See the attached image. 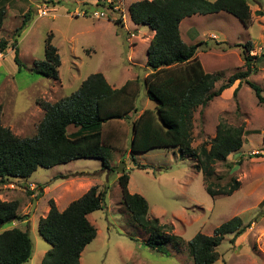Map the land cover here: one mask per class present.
<instances>
[{
  "label": "rangeland",
  "instance_id": "374dc122",
  "mask_svg": "<svg viewBox=\"0 0 264 264\" xmlns=\"http://www.w3.org/2000/svg\"><path fill=\"white\" fill-rule=\"evenodd\" d=\"M103 1L0 0V6L6 8L0 35L10 43L16 40L22 63L20 67L15 63L11 46L2 52L3 126L19 137L35 135L43 117L39 102L58 101L97 72L114 86L137 74L140 79L135 101L137 113L155 106L147 98L144 86L149 71L146 53L151 30L131 22L128 6L136 0H112L119 10L108 11L105 19L92 18L91 12L100 9ZM247 2L252 15L248 26L220 11L193 14L181 23L180 29L186 43L197 44V56L204 70L218 77L215 89L231 74L245 70L242 51L246 42H251L253 49L247 54L256 55L258 60L253 61L254 69L248 80L260 86L264 95V0ZM43 7L50 12L39 16L38 9ZM26 12L29 16L23 24ZM117 19H121V25L115 23ZM16 28L19 34L15 37ZM187 30L190 38L186 37ZM50 33L61 61L58 79L32 70L34 62L44 60V44ZM238 83L236 80L206 106L195 110L191 132L192 146L196 147L214 137L218 122L243 126L246 135L242 146L225 161H217L213 165L215 175L210 178L221 187L229 185L232 179L238 180L240 187L232 194L210 195L203 173L194 168L195 161L180 156L175 148L131 153L133 115L121 122L111 120L103 127L102 137L113 149L109 162L112 169L102 168L99 159L80 158L49 168L38 167L27 178L0 181V199L16 201L17 213L25 218L2 225L0 232L13 227L27 229L33 254L24 264H40L50 248L37 229L40 217L49 209L48 200L54 199L62 210L97 185L105 192L102 206L87 215L97 233L80 254V264H193L187 241L197 232L211 234L216 226L235 215L250 226L234 242H230L231 235H226L212 264H264V105L257 102L254 91L244 80L233 97ZM74 130L69 126L68 132ZM121 164L122 170L117 171ZM123 171L129 175V192L146 199L147 217L157 218L160 224L167 225V233L182 240H172L160 250L146 244L149 234L132 220L122 202L117 176ZM38 185L46 188L41 194Z\"/></svg>",
  "mask_w": 264,
  "mask_h": 264
},
{
  "label": "trees",
  "instance_id": "16d2710c",
  "mask_svg": "<svg viewBox=\"0 0 264 264\" xmlns=\"http://www.w3.org/2000/svg\"><path fill=\"white\" fill-rule=\"evenodd\" d=\"M103 4V3H102ZM224 11L248 26L252 21L247 0H136L128 6L130 20L154 31L146 53L149 72L144 77L146 96L155 102L153 108H145L139 114L135 101L140 89L138 78L128 79L119 88H113L102 73H92L69 95L56 102H39L43 117L35 135L19 137L0 122V181L10 178H27L38 167L49 168L80 158L99 159L102 168L110 167V143L102 137V126L111 120L129 119L131 123V153L146 152L156 148H175L180 156L195 161L194 168L205 178L207 192L212 195H230L240 187L232 179L221 187L210 178L215 175L213 165L225 161L244 142L246 131L242 125L234 126L218 122L214 137L208 142L192 146L193 114L198 107L206 106L222 91L239 81L233 91L236 96L240 82L254 91L256 100L264 105V95L256 83L248 80L254 69L256 55L246 42L242 51L245 70L231 74L227 81L215 89L218 77L206 72L197 56V44L186 43L180 34V22L193 14H211ZM257 14L263 16L261 10ZM6 16L5 6H0V30ZM29 16H23V24ZM121 25V19L115 20ZM264 32V29H263ZM18 28L14 36H18ZM50 33L44 44V60L34 62V73L58 79L61 64L57 48L51 43ZM11 46L14 61L20 67L16 40L9 42L0 35V52ZM1 110V106H0ZM131 114V116H130ZM68 126L76 128L68 132ZM145 166V165H143ZM112 169V168H111ZM219 178V176H216ZM122 202L132 220L149 234L146 244L160 250L172 240H182L167 233V225L157 218H148V203L138 193L128 190L129 175L117 176ZM215 185V186H214ZM41 194L44 186H37ZM33 194V193H30ZM105 192L97 185L91 186L79 198L59 210L52 198L48 200V212L38 221V232L50 248L40 264H80L84 247L96 237V228L87 215L102 206ZM16 201L0 199V227L15 220H25L17 213ZM250 224H243L235 215L216 226L211 234L195 233L187 241L193 264H212L218 258L217 247L226 235L230 242L241 235ZM170 229V228H169ZM33 254V244L27 229L13 227L0 232V264H24Z\"/></svg>",
  "mask_w": 264,
  "mask_h": 264
},
{
  "label": "built area",
  "instance_id": "2783aa9c",
  "mask_svg": "<svg viewBox=\"0 0 264 264\" xmlns=\"http://www.w3.org/2000/svg\"><path fill=\"white\" fill-rule=\"evenodd\" d=\"M102 3H103V5L101 6L100 9H94L91 12L92 18H94V19H105L108 11L111 10L114 12L116 10H119V5L115 4V2H113L112 0H104ZM49 12H50V10H48L47 7H43V8L38 9L39 16H46L49 14ZM82 14H83V11H82ZM212 37L215 38V35H212ZM2 56H3V53L0 52V58ZM30 187H31V189H33V185H31Z\"/></svg>",
  "mask_w": 264,
  "mask_h": 264
},
{
  "label": "crops",
  "instance_id": "0c3cea01",
  "mask_svg": "<svg viewBox=\"0 0 264 264\" xmlns=\"http://www.w3.org/2000/svg\"><path fill=\"white\" fill-rule=\"evenodd\" d=\"M211 14H213V13H211ZM190 17H191V16L183 18V19L181 20V22H180V25H181V23H182L185 19L190 18ZM180 25H179V27H180ZM189 31H190V30H187V31H186V37H187V38H190V37H189V33H190ZM153 34H154V31L151 30V33H150V39L152 38ZM180 34H181L182 39L184 40L183 35H182V32H181V29H180ZM212 35H214V34H212ZM212 35H211V36H212ZM212 38H213V37H212ZM215 38H216V37H215ZM150 39H149V40H150ZM148 72H149V71H148ZM148 72H147V73H148ZM147 73H146V74H147ZM146 74H145V75H146ZM104 77H105V76H104ZM135 78H138V79H139V76H138L137 74H134V75L132 76V78H128V79H135ZM105 79H106V77H105ZM128 79H126V80H128ZM106 80H107V79H106ZM122 80H123V78H122ZM126 80L121 81V84H120L119 86H114V84H110L108 81H107V82L111 85V87H113V88H119L120 86H122V85L126 82ZM139 80H140V79H139ZM144 109H145V108H144ZM142 110H143V109H142ZM142 110H141V111H142ZM139 113H140V112H139ZM122 120H123V119H120V120H118V121L121 122ZM107 123H108V122H107ZM107 123H104V124H103V126H102V131H103V127H104L105 124H107ZM68 128H69V126H68ZM68 128H67V130H68ZM75 130H76V128H75ZM75 130H74V131H75ZM72 132H73V131H72ZM43 190L45 191L46 188H43ZM87 190H88V189H87ZM87 190H86V191H87ZM53 200H54V199H53ZM68 204H69V203H68ZM68 204H67V205H68ZM56 205H57V204H56ZM48 208H49V207H48ZM57 208H58V207H57ZM58 209H59V208H58ZM59 210H61V209H59ZM62 210H63V209H62ZM47 211H48V209L46 210V213H47ZM46 213H45V214H46ZM43 216H44V215H43ZM24 221H25V220H24Z\"/></svg>",
  "mask_w": 264,
  "mask_h": 264
},
{
  "label": "water",
  "instance_id": "95a60500",
  "mask_svg": "<svg viewBox=\"0 0 264 264\" xmlns=\"http://www.w3.org/2000/svg\"><path fill=\"white\" fill-rule=\"evenodd\" d=\"M117 171H121L122 170V164H121V166H120V168H117L116 169ZM36 203H35V200H33V205H35Z\"/></svg>",
  "mask_w": 264,
  "mask_h": 264
}]
</instances>
